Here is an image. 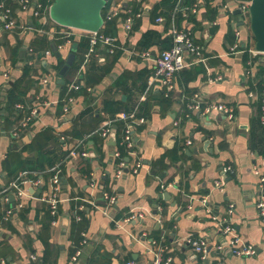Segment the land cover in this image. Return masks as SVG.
<instances>
[{
  "label": "crops",
  "instance_id": "0c3cea01",
  "mask_svg": "<svg viewBox=\"0 0 264 264\" xmlns=\"http://www.w3.org/2000/svg\"><path fill=\"white\" fill-rule=\"evenodd\" d=\"M2 1L12 9L16 27L6 30L0 22V86L17 83L27 66L34 82L28 89L25 85L21 113L14 105L6 107V92L1 96L0 186H6L10 197L0 199V264H153L158 259L169 264H264V227L256 206V171L264 168V125L258 117L264 56L253 62L255 57L247 52L252 39L247 28H241L234 0H225L230 4L215 15L208 14L211 8L203 0H196L193 5L198 4L199 11L191 15L197 22L187 18L181 26L174 12L170 19L158 14L170 11L165 0H115L122 5L111 21L115 47L99 46L79 68L76 63L86 55V31H72L66 42L61 26L50 16L35 18L19 0ZM213 2L210 6L215 7ZM130 13L135 18L127 31L124 24ZM159 17L162 23H157ZM174 28H189L206 60L178 73L177 89L166 97L153 76L160 49L142 50L139 43L147 31H157L164 39ZM43 38L49 45L39 49ZM115 51L121 54L113 65ZM72 52L75 60L68 69ZM192 59L186 55L189 64ZM92 67L108 70L95 87L83 78ZM75 84L81 88L72 89ZM195 95L231 106L234 119L190 109ZM103 101L116 103L119 114L136 112L145 119L141 125L126 123L122 131L114 125L115 135L120 131L122 136L128 125L133 127L136 154L126 159L129 167L121 177L117 144L112 136L104 139L99 134L113 122ZM43 135L51 137L44 149L56 160L55 166L44 162L43 171H21L11 178L9 160H36L37 143H45ZM84 152L87 157L80 155ZM138 160L141 167L134 173ZM14 181L25 196L10 188ZM54 193L61 201L57 215L48 202ZM84 209L83 219L77 214ZM223 219L244 243L258 249L255 256L232 255L220 230ZM189 238L206 241V258L193 250ZM76 247L85 256L73 262Z\"/></svg>",
  "mask_w": 264,
  "mask_h": 264
},
{
  "label": "built area",
  "instance_id": "2783aa9c",
  "mask_svg": "<svg viewBox=\"0 0 264 264\" xmlns=\"http://www.w3.org/2000/svg\"><path fill=\"white\" fill-rule=\"evenodd\" d=\"M20 5L23 10H32L33 15L35 18H41L44 16H49V7H46L43 5L41 0H19ZM176 2V7L174 8V14L176 13H182V15L187 18L189 17V14H197L199 11V5L194 4L191 8H185L182 7L183 1L184 0H174ZM229 1H214L213 4L215 7L218 8V11L221 9H226L228 7L227 3ZM234 5H236L237 9L240 11L239 17H240V22L242 23V26H246L247 24L250 23V5H251V0H234L232 2ZM178 4V5H177ZM122 10V5L115 3L113 7H111L110 10L105 11L106 14L104 16L105 23L107 21H112L116 17H118L121 13ZM174 16V15H173ZM136 17H140V14H137ZM134 16L130 13L126 19H125V24L124 28L127 31H131L134 23ZM164 21L163 17H159L157 19V23H162ZM0 22L2 26L6 30H11L16 27V21L15 18L13 17V11L8 6L5 2L1 1L0 4ZM105 27V24H104ZM23 29H27L26 26H22ZM61 34L63 35V38L65 39L66 42H69V39L71 37V32L76 31V29L73 28H67L63 27ZM250 28H247L249 31ZM88 35V40H89V50L85 55V59L83 61V66H85L86 62L91 59V57L96 53L97 49L99 46L106 45L108 47L114 48V42L115 38L105 35L103 33V29L98 31V32H84ZM251 32L249 31V36L251 39L253 38L250 34ZM236 37L239 39L241 37V28H236L235 32ZM171 36L173 37V47L169 50L163 51L156 59H155V66H154V72L153 76L157 81H159L161 85V89L166 97H170V95L176 91L177 89V83H176V75L183 71L185 68L195 64V63H200L202 61L206 60V57L204 56L203 48L198 45L193 37V33L189 28H174L172 30ZM240 42H238V45ZM252 44V41H251ZM248 52L252 55V57H258L264 56V54L258 52L255 49V44L253 40V44L248 47ZM189 54V57L193 58L192 63L189 64L186 60V55ZM82 66V67H83ZM263 81H264V75H263ZM44 83H47V80L44 79ZM72 89L79 90L81 87L79 84H75L71 87ZM17 108H22V105H17ZM189 108L192 110H203L204 112H220L224 113L227 115L228 119H234L235 111L231 106L225 105L224 103H217L215 101H208L204 99L203 96L201 95H195L193 98H191L190 103H189ZM260 119L262 124L264 125V86L260 94ZM66 110L68 108L66 107ZM119 120H122L124 122L128 123H136L137 125H141V123H144V118H138L136 115V112L127 114V113H121L117 116ZM28 122V119L26 120ZM26 124V123H25ZM23 124V126H25ZM114 123L109 122L107 125L103 126L99 134L102 138L108 139L110 138L114 133ZM132 130L133 127L132 125L127 127V129L124 132V135L122 136L123 138V143L126 147L127 155L129 157L133 156L136 154L135 151V143L133 140L132 136ZM72 156H77V152H72ZM83 157H87V153H81ZM120 157V152L116 150L115 153V158ZM118 170H117V176L121 177L123 174V169L129 167L127 162L121 161L119 164H117ZM141 167V162L140 160L136 161L133 171L134 173H137L139 168ZM226 170H231V167L226 168ZM256 174L258 176V195H257V211H258V216L260 219L261 224L264 227V168L257 169ZM59 176L54 177V183L56 185L59 184ZM40 183V182H38ZM36 182V184H38ZM221 184L219 183V186ZM10 188L16 191V194L19 197L25 196V191L23 187L20 186V183L18 181H14L11 183ZM58 190V188H56ZM8 197L6 196L4 198V201H8ZM109 201L111 203L115 202L114 197H109ZM50 206H51V211L53 215H57L58 213V205L61 202L57 196L56 193L52 195V197L48 200ZM21 206V205H20ZM11 210L7 211V215H11ZM220 225V230L222 231V234L226 235L228 238V246L231 249L232 255H236L239 257H247V256H255L258 252V249L251 245L244 243L241 238L235 233V230L233 226L231 225L230 221L227 219H223L219 223ZM189 245L192 246L193 250L196 251L198 254H201L203 258H206L209 249H208V244L206 241L202 240H196L189 238L187 240ZM87 243L86 240L83 242V246ZM218 249H221L219 247ZM82 249L78 248L74 256L72 257L73 262H77L79 258L82 255ZM33 259H35L33 257ZM170 260L167 263H163L162 260L158 259L155 261L153 264H169ZM132 264V263H128Z\"/></svg>",
  "mask_w": 264,
  "mask_h": 264
},
{
  "label": "trees",
  "instance_id": "16d2710c",
  "mask_svg": "<svg viewBox=\"0 0 264 264\" xmlns=\"http://www.w3.org/2000/svg\"><path fill=\"white\" fill-rule=\"evenodd\" d=\"M1 1L2 0H0V4H1ZM11 1H12L11 4H13V2H15L13 0H11ZM41 1H42L44 6L49 7L52 5V3L55 0H41ZM203 1L205 2V6L211 8L209 10L208 14H211V15L217 14V12H218L217 8L212 7L210 5L212 4L213 1H218V0H203ZM222 1H225V0H222ZM164 2H165V5L167 6L166 8L170 9V11H168V14L162 13V11L158 14L159 15L163 14L166 16V18L170 19L172 17V13L174 11V8L176 7V2L174 0H165ZM195 2H196V0H184L182 7L191 8L193 6V3H195ZM105 14H106V12H104V16H105ZM133 14H135V13L133 12ZM176 15H177V18H176L177 19V25H179V26H181L182 22L184 20H187V18H188V20L190 19V21H192L193 23L197 22L196 16L191 15V13L189 14V16L191 15L190 18L189 17L185 18L182 15V13H176ZM104 33L108 36L113 37L116 33L115 24H113V22H111V21H107L105 23ZM46 40L47 39L43 38L40 42H38L39 49H44V47H47L49 45V43ZM253 40H254V38H253ZM83 42H84L83 47L85 48V51H86L85 53H87L89 50V40L84 39ZM139 46L141 47L142 50H149L150 48L157 47L160 49L159 51H161L160 52V54H161L163 51L169 50L173 47V37L170 36V37H165L163 39L162 35L160 33H158L157 31H153V30L147 31L146 33H144V35H143V37L139 43ZM247 52H248V50H247ZM120 54H121L120 51H117V52L115 51V53L113 55V59H114L113 65L119 59ZM261 57L262 56H260V55L258 57H255L253 59V62H259ZM84 58L85 57H82V59H80V61L76 63L77 66L75 68H79L81 66V64L84 61ZM31 70H32L31 67L27 66L25 68L23 77L14 85H11V86L8 85L9 87H7L6 89H4L3 87L0 86V121L3 120V113H2L3 107H1V104H2L1 96L3 94H5V92H6L7 98H8L7 102H6V107L14 105L16 108V111L18 113L23 112V109L17 108V105H20V104L23 105L25 103L24 102V97L26 95L25 94V92H26L25 85H27V89H28V86L30 84L32 85L34 82L32 79V76H31V72H32ZM90 72L91 73L87 72V74L85 76H83V78L85 80V83H87L88 86L95 87L102 82L104 76H106V74L108 73V70L104 69V68H97L96 69V67H92ZM263 75H264V69L259 76V78H260V84H259L260 91H262L263 86H264V81L262 79ZM79 83H81V82H79ZM120 84H121V80L116 83V86H118ZM260 94H261V92H260ZM103 103H104L105 112L108 114V117L113 121L114 125H116L117 128L122 131V128L124 127L126 122L119 120L117 118V116L119 115V106H117V104L112 102V101H103ZM63 105H64L63 102L59 103L60 108L63 107ZM127 113L129 114L130 112H127ZM30 114H31V112L27 113V115H30ZM138 115L141 116L140 113ZM258 117L260 119V112H259ZM33 121H34V119L32 118V120H30V122L28 124H31ZM260 121H261V119H260ZM116 135H117V150L120 152V157L116 158V163L119 164L121 161L126 162L128 155H127L126 147L123 143L122 133H120V131H119ZM43 136L45 137V143L44 144L37 143L38 147H37L36 152H38V158L36 160H33V159L23 160L20 156L17 159H15L14 161L9 160V162H8L9 163L8 174H9V176H11V178L15 179L16 177H18V175L21 171H28L31 174L34 172L43 171L44 162H47V164H49L51 168H53L55 166L56 160L54 158L49 157L51 153L47 152L46 149H44L45 146L47 145V143L49 142V140H51V137H49L47 135H43ZM33 147L34 146H32V148ZM38 163H39V167L36 166ZM30 178L33 179L32 175L30 176ZM5 188H6V186H4V187L0 186V199L4 198L6 196L10 197V191L5 190ZM86 210L87 209L79 211L77 215H79V216L82 215L81 218L84 219ZM48 215H50V213H48ZM53 219H54V217H52V220ZM81 239H83V238L81 237ZM77 248L78 247L75 248L74 252L77 250Z\"/></svg>",
  "mask_w": 264,
  "mask_h": 264
},
{
  "label": "water",
  "instance_id": "95a60500",
  "mask_svg": "<svg viewBox=\"0 0 264 264\" xmlns=\"http://www.w3.org/2000/svg\"><path fill=\"white\" fill-rule=\"evenodd\" d=\"M114 5L115 0H55L49 8V16L60 26L95 33L104 28V12ZM237 13L240 11L237 10ZM249 14L250 32L255 41V49L264 54V0H251ZM55 52L58 57L61 56L56 48ZM74 60L75 53L72 52L67 59L68 69L73 66ZM58 82L65 85L63 79H59ZM112 139L113 144H117L115 134L112 135ZM84 253L82 257L85 256Z\"/></svg>",
  "mask_w": 264,
  "mask_h": 264
},
{
  "label": "rangeland",
  "instance_id": "374dc122",
  "mask_svg": "<svg viewBox=\"0 0 264 264\" xmlns=\"http://www.w3.org/2000/svg\"><path fill=\"white\" fill-rule=\"evenodd\" d=\"M241 28H250V23L247 24L246 26H241ZM249 31H250V29H249ZM250 34H251V33H250ZM252 44H253V38H252ZM254 44H255V41H254Z\"/></svg>",
  "mask_w": 264,
  "mask_h": 264
}]
</instances>
